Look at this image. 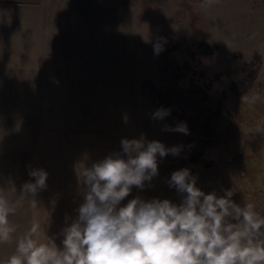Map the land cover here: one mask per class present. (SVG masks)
<instances>
[{
	"label": "rangeland",
	"instance_id": "1",
	"mask_svg": "<svg viewBox=\"0 0 264 264\" xmlns=\"http://www.w3.org/2000/svg\"><path fill=\"white\" fill-rule=\"evenodd\" d=\"M203 2L0 0V194L14 203L30 170L48 173L37 206L25 197L10 215L0 264L34 219L36 238L62 249L83 203L77 170L122 152L125 138L181 151L157 156L158 175L121 206L137 196L180 204L186 194L168 180L187 168L206 194L233 190L264 216V0ZM161 108L170 115L152 119ZM180 123L189 135L162 131Z\"/></svg>",
	"mask_w": 264,
	"mask_h": 264
},
{
	"label": "clouds",
	"instance_id": "2",
	"mask_svg": "<svg viewBox=\"0 0 264 264\" xmlns=\"http://www.w3.org/2000/svg\"><path fill=\"white\" fill-rule=\"evenodd\" d=\"M216 2L204 0L200 7ZM161 50L155 47L156 54ZM258 100L257 93L250 102ZM168 115L170 109L161 108L152 119ZM162 131L190 134L185 123L165 125ZM121 146L122 152L77 170L84 186L83 203L77 218L62 231V249L52 238L46 237V242L36 238L40 225L34 219L6 264H264V216L252 203L243 207L234 203L233 190L221 197L206 194L187 168L174 171L168 180L170 187L186 194L180 204L137 196L121 206L133 186L143 189L158 175L157 156H178L181 151L180 146L166 148L143 136L122 139ZM29 175L34 182L22 186L20 200L13 203L0 194V242H10L16 231L9 217L21 201L30 197L35 207L36 194L47 188L46 171L32 169Z\"/></svg>",
	"mask_w": 264,
	"mask_h": 264
},
{
	"label": "trees",
	"instance_id": "3",
	"mask_svg": "<svg viewBox=\"0 0 264 264\" xmlns=\"http://www.w3.org/2000/svg\"><path fill=\"white\" fill-rule=\"evenodd\" d=\"M217 113L218 111L215 114H212V112H210L209 115L206 117L205 134H208L209 136L214 135L216 132L215 121L217 120Z\"/></svg>",
	"mask_w": 264,
	"mask_h": 264
}]
</instances>
